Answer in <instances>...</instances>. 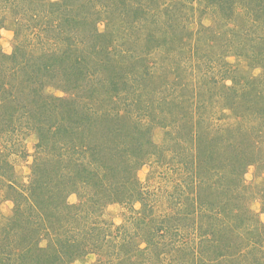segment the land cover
I'll use <instances>...</instances> for the list:
<instances>
[{"label":"rangeland","instance_id":"obj_1","mask_svg":"<svg viewBox=\"0 0 264 264\" xmlns=\"http://www.w3.org/2000/svg\"><path fill=\"white\" fill-rule=\"evenodd\" d=\"M60 1H30L32 12L41 9L32 21L23 0H0V264H24L17 262L18 249H50L59 237L77 245L56 264H212L208 245L238 254L213 264H252L264 245V57L254 58L261 52L256 44L264 46V16H252L240 2L224 12L216 0H143L144 17L134 24L131 7L139 0L128 1L124 18L120 0H98L113 4L115 16L97 3L92 25L78 29L79 77H59L40 69L55 46L38 35L49 23L62 24L42 12ZM106 19L119 22L124 36L93 38L108 29ZM148 31L162 45L152 52ZM22 48L32 52L27 63ZM223 56L228 64L220 68ZM208 64L216 70L201 74ZM225 68L231 73L223 76ZM31 74L35 83L28 88ZM185 83L186 107L178 117L170 101ZM233 143L254 162L227 191L202 156ZM35 159L46 160L44 167L68 189L62 205L70 212L51 213L70 222L58 236L41 217L36 224L26 219L36 215L28 189ZM50 195L64 198L52 189L43 199Z\"/></svg>","mask_w":264,"mask_h":264},{"label":"trees","instance_id":"obj_2","mask_svg":"<svg viewBox=\"0 0 264 264\" xmlns=\"http://www.w3.org/2000/svg\"><path fill=\"white\" fill-rule=\"evenodd\" d=\"M23 1H24L25 6L27 7V10L29 11V13H31L28 17L33 21L34 20L33 14L34 13L40 14L38 12L41 9L36 10L35 12H32V10L30 8V4H29L30 1H32V0H23ZM128 1L129 0H120L119 5L123 8V11H119V13H120L119 16H122L126 11L130 10V7L127 6ZM148 1L152 4H156L155 0H148ZM216 1L218 4H220V8L223 9L224 12H225L228 4L231 3V5H228V6L231 9H233V7H235V5L238 6L239 5L238 2H240V3H243L245 5L244 8L248 9L249 10L248 12L252 16H254V12L256 14L259 13L261 16H264V0H261V1H258V0H234V1L224 0L226 5L223 3L222 0H216ZM232 2H233V5H232ZM97 3H101V5H103L104 8L109 11V15L113 19V17L115 16V13H111V10L114 12V10L116 8L113 7V4H110L107 1L62 0V1H60V3H56L55 6L50 5L51 11H49L46 8H44L42 10V12H47L50 14L57 15V16H59L58 18L62 20V24H60L58 26H54L52 23H49V25H50L49 29L48 28L43 29L45 31L44 32L45 38H44V35L42 32H41V34L38 35L40 37L41 41L45 43V45H48L49 47L52 48V45L54 44V46H55L54 49L56 50L55 51L54 49H52L53 52H51V54L55 55L54 58L50 57L51 59H49V61H45L42 64L43 66L40 65V69L42 71L44 68L45 73L47 71L48 72L54 71L55 73H57L59 75V77H60L61 73L66 75V76L71 74L74 77H79L80 71H79V67H78L77 63L82 60L83 56L81 57V55L78 52L79 48H80L79 47L78 29L80 27V24H83V23L86 26L92 25V20H91L92 17H90V14L92 15V14L98 13L97 8H96ZM137 4L139 6L132 5V7H131L132 8L131 13L133 15L132 23H134V24H136L137 21L141 17H144L143 14L145 13V11H143L144 10L143 5H141V4H143V0H139L137 2ZM19 6H20V4H19ZM56 6H59L58 8H62V10H64L62 15H59V13L57 12L58 9L55 8ZM84 7L87 10H89V12H87V13L82 12V11H84ZM16 14H18V10L16 11ZM125 15L126 14H124L123 18L125 17ZM112 19L111 20L106 19L107 20L106 26L108 27V29L106 31H104L103 33H100V31L97 29V34L94 33L93 38L99 39L100 37L106 38L108 36V37L115 40V38H119L120 36H124V33L122 32L123 30L121 29V24L119 22L118 23L112 22ZM254 20L256 21L255 18H254ZM85 25L83 26L84 28H86ZM62 26H64V27H62ZM168 26H169V29L172 30L173 26L172 25H168ZM113 29L114 30H121V32H118V33L114 32L115 34H118L115 36L113 33ZM188 32H190V31H188ZM146 38L148 41L147 43L149 45L148 51L152 52V50L162 46L161 44L159 45V44L155 43L156 35L153 31H148ZM178 38L179 37L177 36L176 40ZM178 40H180V39H178ZM258 40L259 39H257V41ZM148 45H147V47H148ZM256 45L258 46V48L260 49L259 51H261V52H258L254 49L253 51L258 52L257 54L254 55V58H261L262 56L264 57V51L262 50L264 48V46H261L258 43ZM227 46H229V45H227ZM18 48H21V47H18ZM90 48H92V46H90ZM111 48L112 47L108 48L107 51L102 52V59H103V57H105V55L110 57L109 51L112 50ZM92 50H93V48H92ZM30 52H31L30 49L29 50L26 49V52H24L23 48L21 50L22 54L21 53L20 54L22 55V57L24 58V61L26 63L29 60L27 55L32 53V52L31 53ZM112 52H113V50H112ZM112 52L110 54H112ZM219 54H223V53L221 51H219ZM13 56H14L15 60L18 57L17 55H13ZM19 57H21V56L19 55ZM23 58L21 60H23ZM76 59H78V60H76ZM217 62L220 64V68L222 66L221 63H223L225 65L228 64V62L224 59V56H223V58H221ZM104 63H106V62H104ZM209 64L206 65L205 71L201 74L206 75L207 73H213V71L216 70L215 64L214 65H209ZM195 67H196V65H191L190 68L193 69ZM220 68H219V70H220ZM37 72H39V71H37ZM44 72H43V74H45ZM199 72H201V71H199ZM223 72L231 73V71L228 68H225L222 71V73ZM196 73L197 72H192V73L188 72V75H190V74L194 75ZM35 75H36V72H35ZM35 75L31 74L28 77L27 83H25V86H28V88H31L30 83L32 82L34 77H36ZM80 75H81V73H80ZM222 75L224 76V73ZM198 76L199 75L196 76V82H198V84H203L205 82L204 79L202 80ZM67 79L68 78L64 79L63 82H65ZM32 83L34 84L35 81H33ZM187 86L188 85L185 83L183 85L175 87L176 91H178L180 89L181 90L179 91L180 97L177 98V95H178L177 94L176 98L173 99L172 101H170V106L176 108L175 113L173 112V115L178 116V114H179L181 116L180 113H182V112L180 111V109H182L183 107H186V104H184L185 98L181 99V97H184V95H188V93H185L184 90L182 89V88H187ZM47 87H49V85L45 84V89H47ZM194 88H197V90H199L198 86L196 84H195ZM113 91H115V90H113ZM212 94H217V93H212ZM212 94L210 95L209 98H213ZM49 95L50 94L48 93V96ZM201 96H203L206 100L209 99L208 97H205L203 94H201ZM25 105H29V103L25 104ZM29 108L32 112L35 111V107L32 105H29ZM150 127H152V126H150V124H149L146 128H144V130L148 129ZM212 148H213L212 151H210L209 153H205V155L202 156V158H203L202 161L206 164V167H209L213 170L212 171L213 175L216 178H218L217 183H219L221 181V183L224 184L223 188H226V190L228 191V187L231 186L230 184H231L232 180H234L235 182H239V183L242 182V180L245 177V174L247 172L246 168L251 166L253 164L254 160L252 157L248 156L247 152H246L247 153L246 156H245V154H246L245 152L244 153L242 151L238 152V150H237L238 148H237V146H234V143H233V145H221L220 147H212ZM233 148H235L237 150V152H236V150H234L233 154L230 155L231 152H229V150L232 151ZM217 158H218V161H217L218 165H215V164L210 165L211 161L216 160ZM37 160L38 159H35L34 163L31 166L33 180L31 182V185L28 186V189L31 192V196L34 197V199H35L34 201H31L32 203L30 205V210H31V212L36 213V215H34V217H27L26 216L27 217L26 219H28L30 221L34 220V222H32V223L36 224V222L38 221L37 218L41 217L42 221H44L48 227L47 230H50V229L53 230V231H50L49 234L51 235L54 232L58 236V235L63 234L62 233L63 229L65 227L69 226L68 224H70V222L65 224L63 221L60 220L59 217L52 216L51 213H56V215H57L58 212L60 210H62L63 207L65 209H67V211H69L70 205H65V204L62 205V201L64 202V200L66 199V197L68 195V189L66 186H64V185H62V183H60L61 182V180L59 178L60 175H57V173H54V175H53V172L51 171L52 169L49 170L48 167H44L43 161L47 163L46 160H43V159H42V161H37ZM10 167H8L7 169H10ZM49 172L52 173L51 178L45 176V173L48 174ZM7 176L12 177L11 171H10V174H7ZM240 186H241V188L245 187V185H240ZM51 188L53 190L56 189L57 192L60 195H62L64 198L61 199V197L58 198L56 196L54 197V196L50 195L49 196L50 201L43 199V196L47 193V191L52 190ZM236 191H239V189H236ZM240 194L242 195V193H240ZM72 209H74V206L71 205V210ZM37 213H38V215H37ZM71 215L73 218L75 217V215H73V214H71ZM177 218L182 219L180 217H177ZM171 219H173V218H171ZM171 219H168V220L170 221ZM136 220L139 222L140 219L138 217H136ZM174 223L177 226L180 225V223L177 219L174 221ZM136 224H137V222H136ZM160 227L162 228L163 225L160 224ZM159 228L157 227V229H159ZM30 230L35 231L34 229H30ZM159 231H161V230H159ZM21 239L22 240H20V241H23L25 243H27V241H28V238H21ZM148 242H149V240H148ZM76 245H77L76 243H75V245L69 244L68 242H66V240L62 239L61 237L58 238V241L52 242L50 249L46 248V247L45 248L40 247L39 245H35V246L33 245L34 248L33 247L29 248V245H26V246H23L22 248L18 249L19 251L17 253V262L20 261L21 259H23L25 262V263L23 262L24 264H42L41 263L42 261H38V260L43 259V261L48 260L49 263L56 264L61 260V257L64 254H71V252L69 253L66 250L67 248L72 250L73 247L76 248ZM208 246L211 248V255H210L211 258L209 259L211 261L208 260L207 263H211V262H212V264L214 262L221 263V262H224V260H223L224 258L226 259L230 255L231 256H237L238 255L237 253H235L236 251H234L233 253L228 255V252L225 251V249L218 251L217 247H215L214 245H208ZM60 247H64L65 250H61ZM257 247L260 249L261 253L258 256H257V254H255V258L253 259L254 261L252 264H264V245L262 243L261 245H258ZM32 250H34V251H32ZM64 251H66V253H63ZM33 253H36V254H34L33 256L31 255L33 257L32 258L30 256V254H33ZM39 253L43 254V257ZM253 253H254V250L252 251V254ZM195 254H193V255H195ZM204 256L207 258V254H205ZM214 256H216L218 259L220 258L222 261H219L218 259H213V261H212V258ZM33 259H34V261H33ZM20 262H22V260ZM19 264H22V263H19Z\"/></svg>","mask_w":264,"mask_h":264}]
</instances>
